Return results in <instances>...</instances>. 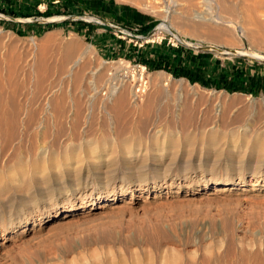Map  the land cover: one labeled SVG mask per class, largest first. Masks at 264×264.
Instances as JSON below:
<instances>
[{
  "label": "rangeland",
  "instance_id": "rangeland-1",
  "mask_svg": "<svg viewBox=\"0 0 264 264\" xmlns=\"http://www.w3.org/2000/svg\"><path fill=\"white\" fill-rule=\"evenodd\" d=\"M127 1L172 19L170 0ZM4 2L0 264H264V90L143 67L137 49L163 50L170 35L135 45L86 20L98 13L90 1L65 13L60 1L16 0L15 13ZM177 3L190 23L229 20L218 37L176 22L182 45L211 52L207 74L264 70V0ZM48 7L53 16L35 10Z\"/></svg>",
  "mask_w": 264,
  "mask_h": 264
},
{
  "label": "trees",
  "instance_id": "trees-1",
  "mask_svg": "<svg viewBox=\"0 0 264 264\" xmlns=\"http://www.w3.org/2000/svg\"><path fill=\"white\" fill-rule=\"evenodd\" d=\"M53 2V0H51ZM81 1H90L91 5L95 8H100L104 5V0H60L61 5L64 6V10H61L57 13H65L68 10H71L70 7L77 6ZM8 2V5L11 4V11L15 13L13 8L14 2L16 0H5L4 3ZM5 7V6H4ZM3 7V8H4ZM37 14L40 15H51L55 12L48 7L46 10L41 11L38 8L35 9ZM53 16V15H51ZM72 19H65L58 22H27L21 24L30 25H46L51 27L55 24H69L71 23ZM80 23H85V20L79 19ZM21 31V30H19ZM29 31V29L27 30ZM119 39V38H117ZM121 42L122 39H119ZM143 49H137V54L140 53L142 55L140 57V61L147 65L148 67L155 68V69H167L172 72L175 76H186L191 81H199L203 85L206 86H216L218 88H227L228 90H243L249 91L251 93H258L260 90H264V70L262 72L258 71L256 67L250 68L253 69L251 71L249 68L243 66H235L233 64H226L225 68H221V70L216 73L215 75L207 74L203 67L207 65V57L212 56L211 52L209 51H196L194 48L180 44L178 47L168 45L166 47L163 46V50L157 55L144 54ZM139 55V56H140ZM185 57L183 62L181 57ZM237 60H247L246 56H237ZM221 60L219 58L215 59V64H220ZM258 60H255V64Z\"/></svg>",
  "mask_w": 264,
  "mask_h": 264
},
{
  "label": "bare ground",
  "instance_id": "bare-ground-1",
  "mask_svg": "<svg viewBox=\"0 0 264 264\" xmlns=\"http://www.w3.org/2000/svg\"><path fill=\"white\" fill-rule=\"evenodd\" d=\"M136 1V0H135ZM206 1V0H205ZM133 2V1H132ZM153 2H156V1H153ZM208 2V1H207ZM178 4L179 3H177V0H170V1H168V3H167V5L165 6V8H163V13L166 15V17H168L169 15H172V19H167V20H164V23H162V24H160L159 26H158V28H157V31L159 32V31H161V30H167V31H170L171 33H175V34H178V32H179V28H177L178 26H177V24H176V22L177 21H182L183 23H185L184 21H187V19H185L184 17H186L185 15H183L182 16V13L181 12H179L176 8H177V6H178ZM150 6V5H149ZM176 7V8H175ZM146 8V7H145ZM175 8V9H174ZM173 11V12H172ZM190 11V10H189ZM194 11V10H193ZM191 12V11H190ZM173 13V14H172ZM187 13V12H186ZM173 16H177V19H174L173 18ZM190 16V15H189ZM194 16H196L195 17V19H197V18H199L197 21H193V22H191L190 23V20L189 21H187V22H189V24L188 25H186V26H190V27H193V31L194 30H197V29H200V28H206L207 29V31H209V33H210V35H212L213 37H215V36H219L220 34H221V32L224 30V28L223 27H226L227 25V22H228V24H229V20H227V19H225L223 16H216V18L215 19H211V18H206V17H204V16H201V14L199 15V16H197V15H195L194 14ZM83 17H86V18H89V19H97V20H100V21H102V22H107L108 20H106V19H104V18H102V17H100V16H98V15H92V14H88V15H83ZM251 18V17H250ZM191 19H193V17H191ZM249 19V18H248ZM252 19H254V18H252ZM256 20H258V19H255V21ZM167 21V22H166ZM186 22V23H187ZM226 23V24H225ZM259 25H261L260 24V20H259ZM192 24V25H191ZM222 24H224V25H226V26H224V25H222ZM254 24V23H253ZM256 24H257V22H256ZM258 26V25H257ZM263 26V25H262ZM264 27V26H263ZM262 27V28H263ZM264 30V29H263ZM198 33L197 32H192V35L193 36H196ZM206 34H207V32H206ZM256 34V33H255ZM187 35H189V34H187ZM257 35V34H256ZM157 36V35H156ZM198 36V35H197ZM211 36V37H212ZM187 42H189L190 43V41H188L187 39H185ZM253 53V52H252ZM257 54V53H256ZM258 56V55H257ZM43 63H46V62H43L42 61V63H40V68H42V66L44 65ZM47 66V65H46ZM44 67V66H43ZM43 70V69H42ZM41 70V71H42ZM45 70V69H44ZM83 72V71H82ZM81 72V73H82ZM79 74V73H78ZM95 75H97L95 72H92V74H91V76H93V78L95 77ZM78 76V75H77ZM90 76V77H91ZM83 77V74L82 75H80V76H78V78L79 79H81ZM84 78V77H83ZM123 100H124V96L122 95L120 98H119V102H123ZM56 109H57V106L55 107ZM54 108V109H55ZM62 109V108H61ZM15 110H16V108H15ZM14 110V111H15ZM18 110V109H17ZM63 111H64V108L62 109ZM61 110V111H62ZM13 113V112H12ZM19 114V113H18ZM63 114V113H62ZM13 115H14V113H13ZM16 115V114H15ZM16 120V119H15Z\"/></svg>",
  "mask_w": 264,
  "mask_h": 264
},
{
  "label": "crops",
  "instance_id": "crops-1",
  "mask_svg": "<svg viewBox=\"0 0 264 264\" xmlns=\"http://www.w3.org/2000/svg\"><path fill=\"white\" fill-rule=\"evenodd\" d=\"M95 9L98 12L96 13L98 16L108 20L102 23L108 26H110L108 22H117L126 25L141 23L143 24L142 30L149 32L153 29L156 21H159V17L154 16V13L143 11L133 2L127 0H104V5ZM156 45L154 44L155 47H153V51H155L153 55H157L161 51V46Z\"/></svg>",
  "mask_w": 264,
  "mask_h": 264
},
{
  "label": "built area",
  "instance_id": "built-area-1",
  "mask_svg": "<svg viewBox=\"0 0 264 264\" xmlns=\"http://www.w3.org/2000/svg\"><path fill=\"white\" fill-rule=\"evenodd\" d=\"M54 2H59L60 0H53ZM157 1V0H155ZM158 2V1H157ZM158 3H165L164 0H159ZM90 13H86L85 15H88ZM95 15V14H92ZM86 20L88 21H92V20H96L100 23H104L100 20L97 19H89L84 17ZM164 20V18H160V20L158 21V23L154 26V28L149 31L148 33H145L142 31L141 29V24L139 23H135L132 25H123V24H119V23H115V22H108V24L113 28L114 33L120 37V38H124V39H129V41H133V43L135 45H143L145 43H149V42H156V41H162L163 36H160L161 32H166V34L170 35V39L168 41V44L172 45V46H176L178 47L180 44L183 43V40L179 39L177 36H175L173 33H171L170 31L167 30H161V31H157V28L159 26V24ZM157 35V36H156ZM161 40H159V38ZM143 67H147V65H143ZM138 89L140 90L141 87H138Z\"/></svg>",
  "mask_w": 264,
  "mask_h": 264
},
{
  "label": "water",
  "instance_id": "water-1",
  "mask_svg": "<svg viewBox=\"0 0 264 264\" xmlns=\"http://www.w3.org/2000/svg\"><path fill=\"white\" fill-rule=\"evenodd\" d=\"M70 16H66L64 18H59V19H49V20H45L44 18H38V19H21V20H24V21H34V22H41V23H44V22H56V21H60L62 19H67L69 18ZM202 48H205L204 46H200ZM206 48H212V47H207ZM232 52H235V53H238V54H243L240 50H231Z\"/></svg>",
  "mask_w": 264,
  "mask_h": 264
}]
</instances>
